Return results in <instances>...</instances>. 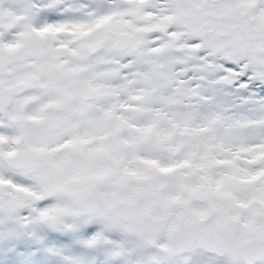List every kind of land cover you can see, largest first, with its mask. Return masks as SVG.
I'll use <instances>...</instances> for the list:
<instances>
[{"label":"snow or ice","instance_id":"1","mask_svg":"<svg viewBox=\"0 0 264 264\" xmlns=\"http://www.w3.org/2000/svg\"><path fill=\"white\" fill-rule=\"evenodd\" d=\"M0 264H264V0H0Z\"/></svg>","mask_w":264,"mask_h":264}]
</instances>
